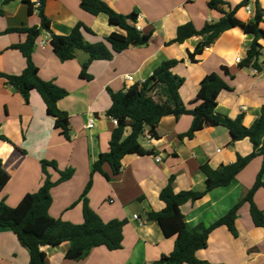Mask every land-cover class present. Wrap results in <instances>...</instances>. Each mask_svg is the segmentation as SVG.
<instances>
[{"label":"crops","instance_id":"1","mask_svg":"<svg viewBox=\"0 0 264 264\" xmlns=\"http://www.w3.org/2000/svg\"><path fill=\"white\" fill-rule=\"evenodd\" d=\"M102 1L119 14L136 13L137 28L150 36L148 45L130 47L115 54L110 61H94L88 71L93 78L86 81L80 73L82 64L88 60L87 54L78 52L74 60L60 62L48 32L42 33L35 43L33 60L41 79L69 93L58 102V107L69 116L71 141L55 129V119L47 113L36 91L31 92L27 104L6 84V79L0 78V135L10 141L0 140L3 161L0 178L4 180L0 185V200L5 199L9 207H17L27 194L36 193L44 184L41 162L54 161L60 171L73 169L74 175L51 190L53 202L49 214L52 218L82 224L80 198L92 178L87 195L90 208L105 222L126 221L120 250L93 248L83 259L71 261L66 259L68 243L57 248L44 246L41 250L48 264H154L163 255H171L176 238H167L158 224L148 223L145 218L146 212H160L165 208L159 194L169 179L174 178L176 193L203 192L206 177L200 169L202 164L208 163L218 169L234 163L239 155L245 157L253 151L248 139L233 142L228 129L210 120L194 138L182 139L191 128L192 116L183 115L178 119L167 116L156 127L155 138L149 139L150 134L146 132L140 140L145 149L154 150L152 155L126 156L117 176L105 164L103 170L111 180L100 173L92 175L93 164L101 154L108 152L116 129L106 114L112 103L109 91H126L145 82L163 62L176 60L179 63L172 72L185 80L180 96L187 109L193 110L201 104L199 88L213 73L219 74L229 86L218 96V114L233 120L242 115L243 127L250 128L260 118L264 105V39L258 40L259 69L241 66L255 35L240 27L223 33L195 61L189 55L204 37H192L182 44L171 43L178 28L186 23L200 30L206 23L221 19L220 13L209 8L208 0ZM223 1L234 8L245 0ZM256 2L264 12V0H252L250 6L254 13H248L243 7L236 17L243 23L252 21ZM31 6V0H0V74L20 75L27 66L22 53L12 48L24 43L27 35L5 31L40 28V16L31 11ZM45 14L51 24V34L69 35L78 23H82L94 33H84L89 43H98L119 31L109 24L107 15L93 16L82 10L79 0H48ZM261 27L264 29V24ZM237 58L242 62L237 63ZM254 70L258 73L254 74ZM127 77H133V81ZM90 122L93 128H88ZM130 132V128L126 129L125 136ZM262 165L263 158L255 157L231 185L183 205L181 211L189 226L211 225L224 217L254 186ZM48 172L52 181L59 180L57 171L49 167ZM262 180L264 182V173ZM254 202L264 213V187L256 191ZM236 229L237 237L226 227L215 229L209 236L207 248L199 250L196 257L210 264H264V228L254 224L248 203L238 211ZM29 261L30 255L16 235L10 229L0 228V264H29Z\"/></svg>","mask_w":264,"mask_h":264},{"label":"trees","instance_id":"2","mask_svg":"<svg viewBox=\"0 0 264 264\" xmlns=\"http://www.w3.org/2000/svg\"><path fill=\"white\" fill-rule=\"evenodd\" d=\"M42 4L39 12L40 28H17L6 30L5 33L18 32L27 35V40L12 48L19 50L26 59L27 66L20 75L0 74V78L6 79V84L18 92L28 104L30 94L36 91L43 99L47 113L55 119V129L61 131V135L68 141L72 139L70 119L67 113L61 111L58 102L68 96V91L53 82L41 79L39 68L33 60L35 43L44 32L51 34V24L45 14L48 0H39ZM80 7L85 12L98 16L105 14L109 24L119 31L112 33L103 41L89 43L84 38V33L94 35L93 31L82 23H78L69 35L60 36L51 34L50 44L54 54L60 62L74 60L78 52L88 55V60L82 64L80 77L91 81L89 67L94 61H110L115 54L121 53L130 47H145L150 39L137 29L138 16L136 13L122 15L112 9L102 0H79ZM252 0H245L241 4L230 8L223 0H208L211 10L222 15L218 22L206 23L197 30L192 23H186L177 30L176 38L171 43L182 44L192 37H204L195 51L189 57L195 61L206 48H209L223 33L240 27L246 32L255 35L254 42L247 50V57L241 63L242 67L260 68L261 53L259 39H264V12L258 2L255 4V14L249 23L241 22L236 14L239 9L248 6ZM229 7L230 9L226 10ZM33 12V7L31 6ZM2 12L0 11V15ZM179 62L168 60L163 62L142 84H135L126 91L112 92L111 106L106 114L109 118L118 122L109 143V150L100 155L93 164L92 175L102 174L107 180L111 177L103 170L108 164L114 176L122 171V161L128 155H152L154 150L145 149L140 140L148 132L151 138L156 137L155 129L164 117L174 116L180 118L183 115H191L193 122L190 130L181 138L192 139L196 133L204 129L207 121H214L225 127L230 132L233 142L248 139L253 151L248 156H238L234 163L222 165L213 169L208 163L202 164L200 169L206 177V189L203 192L174 190V178H170L167 186L159 194L165 208L160 212L148 211L145 214L146 222L158 224L167 238L175 237L174 251L171 255H163L154 264H210L196 257L199 250L206 249L210 234L219 227H226L234 236H238L236 220L238 211L244 203L250 205V214L257 227L264 228V213L254 202V195L258 189L264 187L262 176L264 173V105L261 108L260 118L250 128L242 125L243 116L233 120L216 111L217 99L220 93L228 90L229 86L223 78L213 73L201 84L198 98L201 104L189 110L184 105L180 96V89L185 80L172 72ZM264 65V60H263ZM131 132L125 136L126 129ZM0 140L10 142L0 135ZM263 158V165L254 186L224 217L211 225H198L190 227L181 207L189 202H196L207 193L232 184L236 177L247 167L255 157ZM42 172L45 181L42 187L33 194H27L17 207H9L5 199L0 200V228L10 229L17 237L19 243L27 249L30 255L29 264H48L46 254L41 250L44 246L54 248L64 243L69 244L66 259L78 261L83 259L93 248L104 247L109 251L122 248L123 228L126 221L111 220L105 222L89 206L87 195L92 187L91 178L82 194L80 201L83 203L82 224H73L50 216L52 206L51 190L57 185L70 180L74 175L73 169L60 171L54 161H42ZM59 173V180L52 181L48 168ZM3 172V161L0 159V175ZM0 178V185L3 184Z\"/></svg>","mask_w":264,"mask_h":264},{"label":"built area","instance_id":"3","mask_svg":"<svg viewBox=\"0 0 264 264\" xmlns=\"http://www.w3.org/2000/svg\"><path fill=\"white\" fill-rule=\"evenodd\" d=\"M21 1V0H20ZM32 1V7H33V10H34V12L36 13V14H39V12H40V8H41V6H42V4H41V2L39 1V0H31ZM245 9H246V11L248 12V13H250V14H253L254 13V11H253V9H252V7L250 6V4L248 5V6H246L245 7ZM137 27V26H136ZM138 29V28H137ZM139 30V29H138ZM48 36L50 37V39H51V35H50V33H48ZM236 62L237 63H241L242 62V60H241V58H237L236 59ZM258 72H257V70H254V74H257ZM127 79L129 80V81H133V77H127ZM142 84V83H141ZM112 121H113V124L114 125H118V122H117V120H115V119H112ZM93 122H90V124L88 125V128H93ZM149 139L151 138V136L150 135H148L147 136ZM157 161L158 162H160V159L159 158H157ZM135 219H138V216H135Z\"/></svg>","mask_w":264,"mask_h":264}]
</instances>
